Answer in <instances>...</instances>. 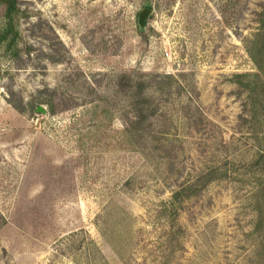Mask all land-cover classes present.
Listing matches in <instances>:
<instances>
[{"label":"rangeland","instance_id":"1","mask_svg":"<svg viewBox=\"0 0 264 264\" xmlns=\"http://www.w3.org/2000/svg\"><path fill=\"white\" fill-rule=\"evenodd\" d=\"M14 7L0 2V264H264V97L234 82L257 74L264 0Z\"/></svg>","mask_w":264,"mask_h":264},{"label":"trees","instance_id":"2","mask_svg":"<svg viewBox=\"0 0 264 264\" xmlns=\"http://www.w3.org/2000/svg\"><path fill=\"white\" fill-rule=\"evenodd\" d=\"M15 10L16 7L9 6L8 12L10 14ZM256 15L257 28L255 30V33L252 35V38L246 43V51L256 67L257 74L253 76L247 74L235 75L234 82L241 91L247 93L248 95H250V97H253L254 95H257V97H264V10H262L260 13H257ZM7 28L8 29L6 34L0 35V45L6 42L7 36L11 34L12 30H14V28L11 26L10 21ZM13 43H15V40H13ZM31 51L33 50L28 49L26 51V54H30ZM16 55L18 57L20 55V52H18ZM141 92L142 90L139 94L142 95ZM50 109L52 111V114H55L53 112L52 106ZM169 214L175 217L178 216L175 210H169Z\"/></svg>","mask_w":264,"mask_h":264},{"label":"water","instance_id":"3","mask_svg":"<svg viewBox=\"0 0 264 264\" xmlns=\"http://www.w3.org/2000/svg\"><path fill=\"white\" fill-rule=\"evenodd\" d=\"M1 3L7 4L11 7L15 5V0H0ZM152 11L151 10H144L142 13H140L139 18H138V24L140 30H145L146 29V23L148 18L151 16ZM39 113L46 114L43 108L38 109Z\"/></svg>","mask_w":264,"mask_h":264}]
</instances>
